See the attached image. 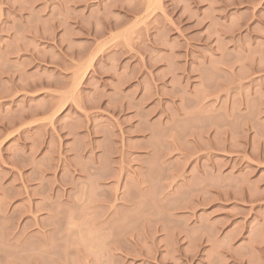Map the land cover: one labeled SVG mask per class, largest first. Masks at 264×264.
Here are the masks:
<instances>
[{"label": "rangeland", "instance_id": "374dc122", "mask_svg": "<svg viewBox=\"0 0 264 264\" xmlns=\"http://www.w3.org/2000/svg\"><path fill=\"white\" fill-rule=\"evenodd\" d=\"M0 264H264V0H0Z\"/></svg>", "mask_w": 264, "mask_h": 264}]
</instances>
